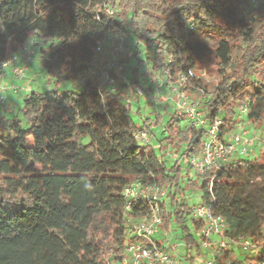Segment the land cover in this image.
Here are the masks:
<instances>
[{"label":"trees","instance_id":"trees-1","mask_svg":"<svg viewBox=\"0 0 264 264\" xmlns=\"http://www.w3.org/2000/svg\"><path fill=\"white\" fill-rule=\"evenodd\" d=\"M247 7L248 0H0V61L37 32L50 39L40 64L47 81L58 85L83 74L96 41L114 31L143 43L146 63L166 64L173 80L212 57L219 67L216 85L209 89L202 78L192 79L194 86L210 91L202 103L207 124L221 115L222 133L228 132L236 103L247 92L252 101L247 120L264 129V21L246 16ZM203 34L216 37L215 45ZM132 47L137 57L138 45ZM132 69L136 83V66ZM126 88L121 84L115 93L99 94L96 80L88 79L63 94L30 92L22 118L0 112V264L119 260L128 242V219L149 212L134 203L125 210L122 189L137 179L168 189L160 206L163 228L186 243L183 264H196L191 254L201 253L202 229L189 215L193 205L180 197L185 186L200 194V203L212 204L226 220L228 234H245L264 251V151L254 159L227 161L211 186V171L187 177L186 159L200 153L202 129L189 127L175 108L157 115L156 123L162 124L157 148L176 155L167 166L150 143L133 138L149 117L134 122ZM184 90L193 89L185 85ZM150 91L151 86L145 89ZM247 262L234 254L218 261Z\"/></svg>","mask_w":264,"mask_h":264},{"label":"built area","instance_id":"built-area-1","mask_svg":"<svg viewBox=\"0 0 264 264\" xmlns=\"http://www.w3.org/2000/svg\"><path fill=\"white\" fill-rule=\"evenodd\" d=\"M262 0H248V7L258 5ZM106 11L112 13L113 9L106 6ZM49 38L40 36L33 32L27 43L18 51L9 53L5 59L0 61V107L6 105V86L1 83L7 75L8 67H12V74L18 79H25L29 65L34 56L42 48L48 47ZM141 42L129 40L125 35L114 31H106L96 41L94 55L85 72L74 80L79 86L86 83L88 79H95L97 91L102 94L105 91L117 92L124 84L126 96H130L128 89H132L133 99L146 98L145 89L151 86L152 100L150 102L149 115L143 117L148 120L145 125L133 132V138L144 144L150 142V130L156 131V117L163 112V103L172 102L173 107L184 113L189 127L202 129L201 151L198 155L186 159V163L194 174L203 175L208 171L213 173L209 179L211 186L216 173L230 160L245 158L250 151L258 144L260 151H264V134L255 135L250 125H255L247 120L251 110V96L244 92L235 106L233 126L228 132L222 133L223 117L218 115L212 123L207 124L202 103L210 97V91L200 86H194L192 79L198 78L195 71L187 67L183 69L176 80L165 64L148 66L147 75H154L150 85L139 82L132 84V66L128 70L129 63L124 62L125 57L130 59L134 56L133 45ZM170 63V59H166ZM161 74L162 76L158 75ZM188 85L197 93L198 97L189 95L184 90ZM165 89L170 96L164 97ZM18 88L14 87V91ZM141 119V122L144 119ZM192 173V174H193ZM122 195L126 199L125 210L130 211L132 204H143L149 210L146 215L139 218H129L127 231L128 242L120 253L117 261H110L109 264H183L181 250L186 243L169 237L170 231L163 228L160 206L168 197V189L160 183H143L140 179L133 181L122 189ZM191 218L202 223L200 231L199 247L202 255L191 254L196 259V264H219L218 261L225 254H234L235 259L248 258L247 264H264V251L250 237L245 234L230 235L227 233L228 224L226 220L214 213L212 204L198 203L190 208ZM174 239V240H173ZM241 253L243 257L239 254ZM197 261H199L197 263ZM226 263L229 260L225 261Z\"/></svg>","mask_w":264,"mask_h":264},{"label":"rangeland","instance_id":"rangeland-1","mask_svg":"<svg viewBox=\"0 0 264 264\" xmlns=\"http://www.w3.org/2000/svg\"><path fill=\"white\" fill-rule=\"evenodd\" d=\"M82 0H76V2L80 3ZM262 3H264V1H261ZM260 2V3H261ZM260 3L258 5H256L255 7H252V10H250L249 8H247L245 10V15L248 16L249 18H256L259 17L264 21V6H260ZM201 38L206 41L209 45L214 46L217 38L212 36V35H207V34H203L201 36ZM139 49V54H137V57L133 56L130 61H129V65H128V70L131 69V66H136L137 72H138V79L137 82H140L142 84H150L151 80L149 78H151L152 76L154 77V75H149V77H146L147 75V70H148V66L149 64L146 63V49H145V45L143 43H140L138 46ZM47 47L42 48L41 51H46ZM40 51V53L38 52L30 65V72L28 70V73H26L25 79H18L15 76V80L16 82L14 84H8L6 83L5 80L1 81L2 84H4L6 86V89L4 90V94L6 95V98L9 95H13L16 97L17 102H12V101H8L6 100V105H5V109L10 108L11 112L9 114V112H6V110H2L1 114H3L4 116H8V117H12V116H18V118H22V115L20 113V109L22 107L24 98L27 94H29L30 92H37L39 94H46L47 92H57L59 94H63L68 90H77L79 89V85L74 81V80H69V81H63L61 83H59L58 85H54L53 82H48L47 81V76L46 73L43 69V67L40 64V59H41V54H43ZM134 55V54H133ZM145 63L147 65H145ZM9 68V67H8ZM218 65L216 64V62L214 61V59L211 58H207L204 59L202 61L199 62L197 69L195 71V74L197 77L202 78L207 84L209 89H211L214 85H216L217 83V71H218ZM147 69V70H146ZM160 76H162L161 74H158ZM132 84H135L134 82ZM14 87H17L18 90L14 91ZM9 91V92H8ZM129 91V95L130 96H124L126 102L130 103L131 105V111H132V117L135 123L140 124L141 123V117L147 116L150 110V102L149 100H152V91H150L147 95L146 98H142L139 102H136L135 99L132 98L131 93H132V89H128ZM191 93H189V95L193 96V97H198L197 93H195L193 90H190ZM8 92V94L6 93ZM170 92H164V96L162 99H164V97H168L170 96ZM172 103V102H171ZM169 105V103L167 104L168 109L172 108L171 105H173V103ZM139 106L141 107V115H139L137 113V110L139 109ZM167 107L165 109H167ZM1 108V107H0ZM3 108V107H2ZM1 108V109H2ZM170 109L168 112H170ZM173 109V108H172ZM172 111V110H171ZM159 124H157L158 127ZM23 128L26 127L25 124L22 125ZM156 127V128H157ZM250 128L254 130L255 135L259 134L262 135L264 134V129L261 128V126L259 125H250ZM154 128L152 127V129L150 130V144L153 146V148L156 150L157 155L159 157H162L166 159L167 162V166H169L172 161L173 158L176 157V155L173 153V151L171 150L169 153H161L160 150L157 148L158 147V141L157 138H160L159 135H154L153 134ZM30 142V138L28 139ZM139 144L142 145L141 142H139ZM263 151H260V147L258 144H255V147L250 151L249 155H247L244 159H254L260 156V154ZM167 158H169L167 160ZM183 174H186V170H182ZM192 170H190L189 174L187 177H194V173ZM162 187H165V185L163 183H160ZM181 185L185 186L183 183H181ZM169 196V194H168ZM180 197L184 198L185 202L191 206V205H195L201 202V196L198 192H196L195 190H191L188 187H184V189L181 191L180 193ZM173 228V227H172ZM171 228V229H172ZM172 234H169V237H171ZM173 237V236H172ZM174 240V239H173ZM193 252V251H192ZM193 253H195L196 257L202 255V253L200 254H196V252L194 251ZM181 255L183 254V251L180 253ZM238 254L242 256L241 253L238 252ZM182 257H184V255H182ZM196 261V259H195ZM199 261H197L198 263Z\"/></svg>","mask_w":264,"mask_h":264},{"label":"crops","instance_id":"crops-1","mask_svg":"<svg viewBox=\"0 0 264 264\" xmlns=\"http://www.w3.org/2000/svg\"><path fill=\"white\" fill-rule=\"evenodd\" d=\"M31 65V64H30ZM30 65H29V68H30ZM29 72H30V69H29ZM137 79H138V77H137ZM5 81H6V83H8V84H14L15 82H16V80H15V77H14V75L12 74V67H9L8 68V70H7V75H6V77H5V79H4ZM141 83V82H140ZM145 85H146V83H145ZM147 85H150L149 83L147 84ZM9 92V91H8ZM8 92H6L7 94H8ZM165 92H167V90L165 89ZM7 100L8 101H12V102H17V99H16V97L15 96H13L12 94L11 95H9L8 94V96H7ZM139 102V101H138ZM167 103H169V105H170V103L171 102H167ZM172 104V103H171ZM163 108H166L167 107V104H165V103H163ZM172 106V108L174 109V107H173V105H171ZM170 109V111L171 110H173V109ZM169 109H168V107H167V109H165L162 113H164L165 111H169ZM2 110H6V112H9V114H10V112H11V109L10 108H8V109H5V108H0V112L2 111ZM149 115V114H148ZM162 124H159L158 125V127L156 128V131H155V133H154V135H160L161 134V129H162ZM181 258H182V255H181Z\"/></svg>","mask_w":264,"mask_h":264}]
</instances>
